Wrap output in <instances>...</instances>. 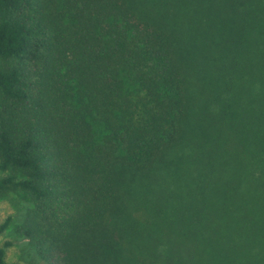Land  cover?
<instances>
[{
    "label": "trees",
    "instance_id": "trees-1",
    "mask_svg": "<svg viewBox=\"0 0 264 264\" xmlns=\"http://www.w3.org/2000/svg\"><path fill=\"white\" fill-rule=\"evenodd\" d=\"M13 193L44 264H264V0H0Z\"/></svg>",
    "mask_w": 264,
    "mask_h": 264
},
{
    "label": "rangeland",
    "instance_id": "rangeland-1",
    "mask_svg": "<svg viewBox=\"0 0 264 264\" xmlns=\"http://www.w3.org/2000/svg\"><path fill=\"white\" fill-rule=\"evenodd\" d=\"M191 49V57L201 58L202 62H207L206 57L200 55V45L199 40L196 39L189 44ZM211 67V66H210ZM208 68V66H207ZM216 74L219 72L214 71ZM217 77V76H216ZM206 124V122H204ZM166 176H158L155 179L156 183H166ZM24 201L19 197V194L13 193L8 197L0 196V223L7 217L10 216L13 219L22 215L20 211L23 208ZM12 229L9 228L5 232L0 233V245L5 241H10L11 244L6 248L5 259L10 262L17 263H29L33 264H44L37 254V251L32 245L28 243L26 239L18 238L17 233L15 232L14 221H11Z\"/></svg>",
    "mask_w": 264,
    "mask_h": 264
}]
</instances>
